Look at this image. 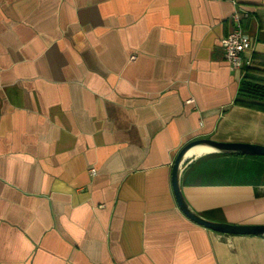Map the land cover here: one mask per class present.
I'll list each match as a JSON object with an SVG mask.
<instances>
[{
	"label": "crops",
	"instance_id": "0c3cea01",
	"mask_svg": "<svg viewBox=\"0 0 264 264\" xmlns=\"http://www.w3.org/2000/svg\"><path fill=\"white\" fill-rule=\"evenodd\" d=\"M235 16L242 69L219 46ZM195 139L264 146V0H0V264H264V235L179 209ZM178 184L264 225V155L186 157Z\"/></svg>",
	"mask_w": 264,
	"mask_h": 264
},
{
	"label": "water",
	"instance_id": "95a60500",
	"mask_svg": "<svg viewBox=\"0 0 264 264\" xmlns=\"http://www.w3.org/2000/svg\"><path fill=\"white\" fill-rule=\"evenodd\" d=\"M198 144L209 145L220 151H228V152L238 151L247 154L264 155V146L262 145H255L248 143L217 142L211 139H195L186 143L178 151L173 161L172 170H171L172 189L179 209L188 219H190L194 223L217 233L228 234V235H264V225H242V224H230V223L211 221L194 213L187 206L180 192V188L178 184V175L180 171V166L186 160V158H184L185 152L192 146Z\"/></svg>",
	"mask_w": 264,
	"mask_h": 264
},
{
	"label": "built area",
	"instance_id": "2783aa9c",
	"mask_svg": "<svg viewBox=\"0 0 264 264\" xmlns=\"http://www.w3.org/2000/svg\"><path fill=\"white\" fill-rule=\"evenodd\" d=\"M219 46L230 68L242 69L245 64H248V61L244 60L243 54L251 47V42L243 33L238 16H235L234 29L221 37ZM130 59H135V56L132 55Z\"/></svg>",
	"mask_w": 264,
	"mask_h": 264
},
{
	"label": "bare ground",
	"instance_id": "6f19581e",
	"mask_svg": "<svg viewBox=\"0 0 264 264\" xmlns=\"http://www.w3.org/2000/svg\"><path fill=\"white\" fill-rule=\"evenodd\" d=\"M210 149H214V148L209 146V145H205V144H198V145L192 146L191 148H189L185 152L184 158L189 157V156H193V155L201 154V153L206 152Z\"/></svg>",
	"mask_w": 264,
	"mask_h": 264
}]
</instances>
